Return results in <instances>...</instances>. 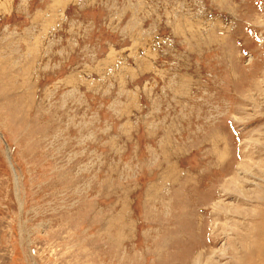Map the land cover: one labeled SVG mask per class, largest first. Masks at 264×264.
<instances>
[{"label":"rangeland","instance_id":"374dc122","mask_svg":"<svg viewBox=\"0 0 264 264\" xmlns=\"http://www.w3.org/2000/svg\"><path fill=\"white\" fill-rule=\"evenodd\" d=\"M0 264H264V0H0Z\"/></svg>","mask_w":264,"mask_h":264},{"label":"bare ground","instance_id":"6f19581e","mask_svg":"<svg viewBox=\"0 0 264 264\" xmlns=\"http://www.w3.org/2000/svg\"><path fill=\"white\" fill-rule=\"evenodd\" d=\"M235 184V183H234ZM263 248H260L259 251H260V254H263V251H262Z\"/></svg>","mask_w":264,"mask_h":264}]
</instances>
